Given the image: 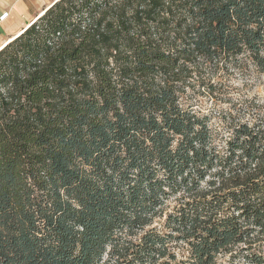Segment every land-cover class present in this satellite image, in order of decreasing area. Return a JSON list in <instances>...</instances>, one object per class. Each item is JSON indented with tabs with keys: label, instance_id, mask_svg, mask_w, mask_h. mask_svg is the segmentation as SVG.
I'll use <instances>...</instances> for the list:
<instances>
[{
	"label": "trees",
	"instance_id": "1",
	"mask_svg": "<svg viewBox=\"0 0 264 264\" xmlns=\"http://www.w3.org/2000/svg\"><path fill=\"white\" fill-rule=\"evenodd\" d=\"M225 68L264 75V0H57L2 47L0 264H264V105L220 148L188 95Z\"/></svg>",
	"mask_w": 264,
	"mask_h": 264
},
{
	"label": "rangeland",
	"instance_id": "2",
	"mask_svg": "<svg viewBox=\"0 0 264 264\" xmlns=\"http://www.w3.org/2000/svg\"><path fill=\"white\" fill-rule=\"evenodd\" d=\"M208 78L194 82L188 90L190 103L208 118L216 144L226 148L230 117L238 113L245 117L251 109L264 105V75L252 69L241 73L225 68Z\"/></svg>",
	"mask_w": 264,
	"mask_h": 264
},
{
	"label": "crops",
	"instance_id": "3",
	"mask_svg": "<svg viewBox=\"0 0 264 264\" xmlns=\"http://www.w3.org/2000/svg\"><path fill=\"white\" fill-rule=\"evenodd\" d=\"M57 0H0V49L15 39Z\"/></svg>",
	"mask_w": 264,
	"mask_h": 264
}]
</instances>
